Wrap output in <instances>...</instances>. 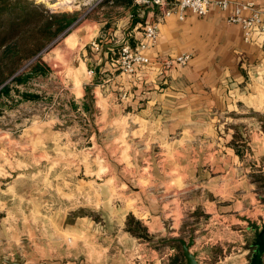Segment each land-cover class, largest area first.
<instances>
[{
	"label": "rangeland",
	"instance_id": "rangeland-1",
	"mask_svg": "<svg viewBox=\"0 0 264 264\" xmlns=\"http://www.w3.org/2000/svg\"><path fill=\"white\" fill-rule=\"evenodd\" d=\"M36 1L77 19L23 61L19 71L41 68L0 99V260L158 264L181 251L167 239L195 227L214 252L206 264H248L243 216L264 218V112H194L188 141H176L89 72V40L118 13L115 0Z\"/></svg>",
	"mask_w": 264,
	"mask_h": 264
},
{
	"label": "crops",
	"instance_id": "crops-1",
	"mask_svg": "<svg viewBox=\"0 0 264 264\" xmlns=\"http://www.w3.org/2000/svg\"><path fill=\"white\" fill-rule=\"evenodd\" d=\"M254 1L264 10V0ZM114 7L118 13L103 22L105 32L89 40L90 55L85 59L94 69L97 84L123 111L145 115V119L159 123V128L176 137V141L186 142L194 112H264V35L255 32L250 40L244 38L241 25L228 20L234 4L227 9L213 4L204 16L188 10L183 19L177 13L164 15L158 6L139 5L134 0L115 1ZM149 21L159 25V41L151 55L165 59L188 51L192 58L187 65L174 64L162 71L160 63L146 64L133 74L116 67L114 58L122 42L134 44L141 40L143 26ZM95 39L100 41V49L93 47ZM208 205L216 207V201H209ZM191 208L195 210L196 206ZM210 217L212 221L217 218ZM199 258L201 264H206L212 261L214 252L208 251ZM169 261L184 263L180 249Z\"/></svg>",
	"mask_w": 264,
	"mask_h": 264
},
{
	"label": "trees",
	"instance_id": "trees-1",
	"mask_svg": "<svg viewBox=\"0 0 264 264\" xmlns=\"http://www.w3.org/2000/svg\"><path fill=\"white\" fill-rule=\"evenodd\" d=\"M76 19L75 12L57 11L36 0H0V99L11 95L12 84L26 82L36 68H41L35 62L31 71H19L23 61L69 32ZM26 96L33 94L26 92ZM261 127L264 130V117ZM137 224L142 225L140 221Z\"/></svg>",
	"mask_w": 264,
	"mask_h": 264
},
{
	"label": "built area",
	"instance_id": "built-area-1",
	"mask_svg": "<svg viewBox=\"0 0 264 264\" xmlns=\"http://www.w3.org/2000/svg\"><path fill=\"white\" fill-rule=\"evenodd\" d=\"M134 2L139 5H156L163 10L164 15L177 13L181 19L186 17L188 10L204 16L210 11L213 4L222 9H227L231 4H234V10L229 14L228 20L241 25L244 38L250 40L255 32L264 35V10L258 7L254 0H134ZM158 41V22H146L143 26L141 40L134 44L130 41L122 42L117 56L114 58L116 67L126 74H133L146 64L160 63L161 70L165 71L174 64L185 66L190 62L192 53L188 51H183L175 57L165 59L154 57L151 55V49L158 44ZM92 45L95 49L101 48L98 39L93 40ZM89 72L93 75L94 69L91 67ZM125 96L126 93H123L122 98H125ZM169 248L166 253L160 256L158 264H167L177 251L176 247Z\"/></svg>",
	"mask_w": 264,
	"mask_h": 264
},
{
	"label": "water",
	"instance_id": "water-1",
	"mask_svg": "<svg viewBox=\"0 0 264 264\" xmlns=\"http://www.w3.org/2000/svg\"><path fill=\"white\" fill-rule=\"evenodd\" d=\"M243 219L247 222V226L245 227L246 230L252 231L250 245L253 251L248 264H264V218L257 221L249 216H243ZM194 228L195 227L191 228L192 232L187 239L179 237L167 239L168 242L178 243L180 245L181 254L185 259L183 264H201L199 257L206 252L200 245L201 238L194 234ZM0 261L9 262L11 264H24L6 258H2Z\"/></svg>",
	"mask_w": 264,
	"mask_h": 264
},
{
	"label": "bare ground",
	"instance_id": "bare-ground-1",
	"mask_svg": "<svg viewBox=\"0 0 264 264\" xmlns=\"http://www.w3.org/2000/svg\"><path fill=\"white\" fill-rule=\"evenodd\" d=\"M62 3H63V2H57V3H55L54 5H58V4L60 5V4H62Z\"/></svg>",
	"mask_w": 264,
	"mask_h": 264
}]
</instances>
